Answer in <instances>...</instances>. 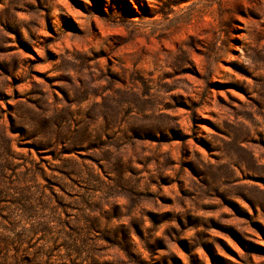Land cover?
Masks as SVG:
<instances>
[{
  "label": "rangeland",
  "instance_id": "rangeland-1",
  "mask_svg": "<svg viewBox=\"0 0 264 264\" xmlns=\"http://www.w3.org/2000/svg\"><path fill=\"white\" fill-rule=\"evenodd\" d=\"M0 264H264V0H0Z\"/></svg>",
  "mask_w": 264,
  "mask_h": 264
}]
</instances>
